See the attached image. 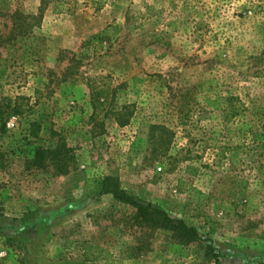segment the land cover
Returning a JSON list of instances; mask_svg holds the SVG:
<instances>
[{"label":"rangeland","instance_id":"rangeland-1","mask_svg":"<svg viewBox=\"0 0 264 264\" xmlns=\"http://www.w3.org/2000/svg\"><path fill=\"white\" fill-rule=\"evenodd\" d=\"M12 33L0 264H264V0H0ZM58 144L66 169L38 167ZM107 177L202 241L141 224Z\"/></svg>","mask_w":264,"mask_h":264},{"label":"trees","instance_id":"trees-1","mask_svg":"<svg viewBox=\"0 0 264 264\" xmlns=\"http://www.w3.org/2000/svg\"><path fill=\"white\" fill-rule=\"evenodd\" d=\"M22 33V32H21ZM26 34V33H25ZM15 35L12 33L9 37L0 38V47L5 48L6 43H11ZM11 48L9 45L6 48ZM26 58V56H24ZM3 53L0 49V82L7 72V65L1 64ZM67 148L64 144H58L56 147L38 148L34 157V162L38 167H45L48 164H54L62 171L66 169L65 161L67 157ZM103 192L112 194L117 200L127 203L136 209V217L141 224L146 225L152 230L163 229L171 234L172 239L183 245L195 244L202 241L201 235L195 226L186 223L184 219L174 218L170 216L161 207L146 203L129 194L122 188L120 183L111 177H107L103 181ZM3 214V209L0 207V216ZM211 248V246H210ZM96 249L95 246H85V258L94 264H99L105 259L99 254H89V250ZM218 257V254H215Z\"/></svg>","mask_w":264,"mask_h":264}]
</instances>
